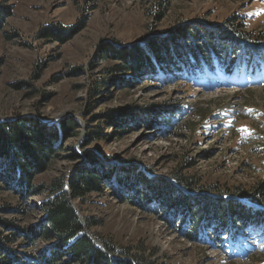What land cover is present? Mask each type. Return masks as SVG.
<instances>
[{"label":"rangeland","instance_id":"obj_1","mask_svg":"<svg viewBox=\"0 0 264 264\" xmlns=\"http://www.w3.org/2000/svg\"><path fill=\"white\" fill-rule=\"evenodd\" d=\"M158 3L0 0V12L8 11L0 17V123L27 119L49 129L68 118L77 123L78 136L55 145L54 160L35 176V183L70 178L90 157L104 171L111 170L100 193L74 205L82 218L93 220L89 232L116 249L142 255L153 264H264V237L258 227L241 229L234 243H195L182 234L186 222L146 199L141 185L132 192L123 183L129 166V171L139 168L170 182L171 173L180 172L197 183L189 192L205 197L237 200L236 190L250 196L264 185V0H167L160 19ZM56 26L68 32L54 40L41 37L45 28ZM179 26L198 33L230 26L247 35L231 47L238 63L231 66L229 61L212 73L197 74L208 77L190 85H152L139 79L123 84L122 76L105 73L120 63L106 58L107 47L138 48L148 37ZM164 104L184 108L179 125L192 122V131L174 130L166 136L160 120L143 128L113 125L103 118L113 112L121 119L127 111ZM200 110L204 119L197 116ZM92 132L106 138L93 143ZM72 155L78 160L71 161ZM1 174L0 208L5 210H0V221L17 228L37 226L41 214L20 210L36 207L40 199H22ZM242 202L251 206L248 199ZM0 233L12 231L0 225ZM19 244V257L44 248L38 243L29 251Z\"/></svg>","mask_w":264,"mask_h":264},{"label":"trees","instance_id":"obj_2","mask_svg":"<svg viewBox=\"0 0 264 264\" xmlns=\"http://www.w3.org/2000/svg\"><path fill=\"white\" fill-rule=\"evenodd\" d=\"M167 5V0H159L155 6L158 19L166 12ZM6 15L7 10L0 12L3 19ZM202 29L198 33L179 26L170 29L167 34L148 37L138 48L107 47L106 58L120 63L105 73L108 76H122L120 82L123 80V84L139 79L152 85L162 86L163 81L168 85H190L201 78L204 83L208 76L198 78L197 74L208 70L212 73L215 66L223 67L229 61L231 66L238 63L236 54H233L235 50L231 52V47L235 42L246 40L247 35L237 34L230 26ZM65 32L68 31L56 26L47 27L40 34L43 38L54 40ZM127 112L121 119L112 115L113 112L104 114L103 118L113 125L123 123L126 127L138 124L143 128L153 125L154 120H160L165 125L166 136L174 130L191 132L194 127L192 122L179 125L185 109L178 105L164 104ZM197 116L204 119L205 114L200 110ZM78 133L79 127L72 118L63 120L53 129L27 119L0 123L1 175L7 184L17 189L22 199H40L36 207L21 206V214L29 211L41 214L40 223L30 228H17L9 222L0 221L3 228L12 231L7 236L0 233V264H153L142 255H130L129 250L116 249L109 242L91 234L89 230L94 226L93 220L82 218L74 205V202L100 193L104 179H111V170L104 171L90 157L85 166L77 168L70 178H55L46 185L35 183V176L46 171L54 160L57 152L55 145L64 140L67 143ZM91 136L93 143L106 138L102 133L95 132ZM69 159L77 161L78 157L72 155ZM185 165L191 164L185 162ZM125 168L128 176H125L123 183L128 189L133 192L135 185H141L146 199L163 205L164 210L171 211L186 222V229L182 228L184 223L181 228L189 241L201 244L210 240L217 244L224 241L234 243L241 229L248 226L261 229V237H264V209H261L264 206V185L258 186L250 196L236 190L237 200H228L190 193L197 183L177 171L169 176L173 181L170 182L155 178L151 172H142L137 167L131 171L129 166ZM43 195L46 196L41 199ZM247 196L251 206L242 202L245 199L242 197ZM0 210H5V207ZM209 230H217L218 234H206L205 231ZM19 242L29 251L38 243L44 244V248L40 252L23 253L19 257L16 248Z\"/></svg>","mask_w":264,"mask_h":264},{"label":"water","instance_id":"obj_3","mask_svg":"<svg viewBox=\"0 0 264 264\" xmlns=\"http://www.w3.org/2000/svg\"><path fill=\"white\" fill-rule=\"evenodd\" d=\"M1 122H2V121H1ZM242 198L248 199L249 197L247 196V197H242Z\"/></svg>","mask_w":264,"mask_h":264}]
</instances>
